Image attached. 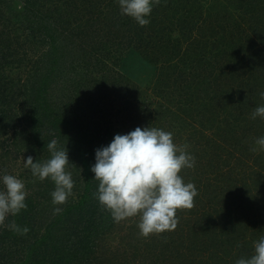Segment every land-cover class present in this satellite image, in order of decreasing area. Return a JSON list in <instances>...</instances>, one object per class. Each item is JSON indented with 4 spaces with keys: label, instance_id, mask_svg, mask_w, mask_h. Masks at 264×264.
<instances>
[{
    "label": "rangeland",
    "instance_id": "1",
    "mask_svg": "<svg viewBox=\"0 0 264 264\" xmlns=\"http://www.w3.org/2000/svg\"><path fill=\"white\" fill-rule=\"evenodd\" d=\"M2 1L5 29L18 36L15 40L2 32L3 50L9 38L8 48L20 66L16 62L1 72L10 73L18 85L31 68H39L45 74L42 86L47 96H41V87L39 98L57 112L62 108V113L69 112L64 101L74 103L69 108L74 107L81 124L75 139L85 149L87 164L83 169L68 155L66 170L74 181L68 202L80 195L81 176L96 181L90 167L103 135L112 140L137 126L171 131L174 143L187 145L195 166L179 174L185 183L195 184L197 195L192 208L176 210L175 229L147 237L139 234L138 216L114 222L99 205L95 220L102 224L91 226L92 241L84 240L83 221L77 225L80 230L71 228L69 235L60 229L51 239L49 231L58 221L53 209L69 203L53 205L51 196L40 197L37 211L42 204L46 209L33 219L36 234L31 232L27 246L20 247L17 243L10 247L11 236L1 235L0 264H29L27 256L44 246L52 253L65 237L79 247L93 244L91 264H201V259L202 264H216L215 258L219 264H234L237 258L252 255L253 242L264 236V203L258 200L260 194L264 198V149L254 143L264 136L259 131L264 120L251 117L245 94L254 91L255 104H264L259 95L264 91V0H154L150 23L143 27L120 14L117 0H41L36 15L52 21L56 41L65 43L64 63L49 60L54 54L50 40L26 35L30 29L21 28L24 22L16 24L25 17V3ZM232 34L244 47L239 53ZM130 35L134 40L127 42ZM88 36L101 44L98 59L86 68L75 49H84ZM230 43L234 48H228ZM230 51L236 58L229 57ZM216 78H223V87L211 83ZM18 161L20 165L21 157ZM3 169L15 176L19 172L18 165L17 171L2 164L0 173ZM94 187L96 183L85 189L88 203ZM0 225L9 224L5 219Z\"/></svg>",
    "mask_w": 264,
    "mask_h": 264
},
{
    "label": "clouds",
    "instance_id": "2",
    "mask_svg": "<svg viewBox=\"0 0 264 264\" xmlns=\"http://www.w3.org/2000/svg\"><path fill=\"white\" fill-rule=\"evenodd\" d=\"M122 16L132 18L139 26L150 23L154 0H117ZM259 95L264 98V91ZM253 119H264V104L257 105L251 113ZM264 149V136L254 141ZM50 157L45 161L23 159L24 169L40 180L50 179L54 190L50 193L53 205H61L72 194L74 181L69 164L68 150L58 147L57 139L47 143ZM255 150V149H254ZM195 166V157L187 151V145L174 143L173 133L154 126H137L126 134H115L110 143L95 150V163L90 171L98 181L93 193L114 222L138 216L139 234L173 230L177 226V209H190L194 205L197 188L192 182H184L179 174L184 168ZM26 186L17 176L0 173V223L8 216H15L27 208ZM61 208L55 207L54 213ZM12 230L27 233L14 222ZM234 264H264V236L253 242V253L239 257Z\"/></svg>",
    "mask_w": 264,
    "mask_h": 264
},
{
    "label": "trees",
    "instance_id": "3",
    "mask_svg": "<svg viewBox=\"0 0 264 264\" xmlns=\"http://www.w3.org/2000/svg\"><path fill=\"white\" fill-rule=\"evenodd\" d=\"M21 1L25 3L24 6L25 9L23 11L25 17L20 18L17 23L16 21H13L12 24L14 25L16 23L21 26V22L22 23L24 22L21 28L30 29V31L26 35L30 34V36H33L37 34V36L43 42H47L50 40L52 47L50 53H54V54L49 56V60H53L55 62L57 61L60 63L66 62L67 60L65 59L66 57L65 43H58V41H56L58 34H56L57 31L55 26L52 25V21L51 22L45 21L44 19H40L36 15L37 11H39L41 8V6L37 5V4L42 5L40 3L41 0H21ZM2 4H4V2L0 0V27L3 29L0 30V166L4 164L12 169L15 168L16 170V167L18 165L19 172L17 173V177H19V179H23V182L26 188L28 189L26 201H25L27 204V208L21 210V212L15 216H11V215L8 216L6 218V221L7 224H10V218H13L15 220L14 223L17 226H19L20 229L27 227L29 231L27 233H23L22 231L12 230L8 226L2 227V225H0V230H1L0 236L1 235L11 236L12 241L11 244L8 245L11 247V245L14 246V244L17 243V245L20 247V246H27L28 237H30L29 234L31 232H33L32 234H36L35 224L33 219L37 214L43 215L42 211L46 209V204L44 205L42 204L43 207L37 211V207L40 201L39 198L45 197V200H49L51 196L50 193L52 192L54 186V183L50 179L40 180L36 178L33 180L32 179L33 176L31 175L30 171L24 169L22 158H26L27 156L31 155L34 161L36 159L41 162L45 161L50 157V153L47 149V143L51 139L55 138L58 141V147L67 148L68 155L70 156V159L72 158L74 160L75 165L77 162L79 165H83L82 168L84 169V166L87 163L84 164L85 161L83 159L84 157L83 155H85V149L82 143H79L75 139L78 136L77 127H80L81 124L80 122L77 121V116L74 107L73 109L69 108V106H72L74 103H70L69 101L67 102L64 101L65 110H68L69 111L68 113L67 112L62 113L61 112L62 108L59 109L61 113L53 110V108H49L48 100L46 103H44V100L39 98L40 95L39 94L37 95L38 91L40 90L39 88L42 87L41 93L43 94H41V96L47 97L45 95L46 92L45 85L42 86V82H43L42 79L45 74H43V72L40 71L39 68L36 67L31 68L30 69L31 71L29 72L30 75L27 76L26 81H23L18 85H17L18 82L16 83V81L12 78V75L10 73L5 74L4 72H1V70H4L7 66L8 68H11L10 65L11 64L14 65V63L16 62H17L16 65L20 66V63L18 62L19 58L8 48L9 45L11 44L9 38L7 39V43H6L7 46L6 51L3 50V48H5V35H10V32L9 29H5L7 25L6 24L7 17H5L4 15L3 7H1ZM240 7L242 8L243 6L241 5ZM4 31L7 34L2 35L1 33ZM134 32H136V28H134ZM132 36L133 35H130L128 37L127 42H130L129 40H134ZM17 37L18 36L16 35L15 37L12 38L16 40ZM92 37L91 36L87 37L86 46L84 49L81 50L77 48H76L77 50L75 49V51L78 54H80V56L77 55V57L80 58V60H83L82 62L85 66H87L86 68H88L90 61L93 59L97 60L99 57L98 55L100 54L99 44H101V42L94 41ZM230 37L233 41V44L236 43L235 46L238 48L237 53H239V51L244 50V47L240 42L239 43L238 41L234 42V39H237L234 36V34H232ZM233 44L230 43L228 45V48H232V46L234 48ZM135 45H137V40L135 41ZM261 53L263 54V52ZM225 54H227V52L222 51V55L224 56ZM69 56L72 59L76 57L75 55H71V54ZM230 56L235 57L234 51H230L229 57ZM99 65L102 64L100 63ZM232 65L236 66V63H232ZM19 66L17 67L19 68ZM222 80L223 78L220 79L216 78L213 79L211 83L217 84L219 87H223L221 84ZM240 84L242 85V83ZM259 84H261V82ZM253 96H255L254 91H250L249 96L248 93L245 94L246 99L249 98L248 99L249 104H246V106L250 109L252 108L250 115L257 106V104H255L257 103L256 102L257 100L254 99ZM61 115L62 118L60 117ZM263 120L264 119H262L261 121ZM259 131L264 135V123L259 127ZM83 135H85V133H83ZM109 137H110L109 134L103 135V138H101L103 142L102 146H106L110 143L111 140ZM20 157L22 163H20L19 165L18 160ZM93 162L95 163V161ZM83 169L81 170V173L83 172ZM2 172L7 173V170L3 169ZM81 177H82L81 193L79 191L78 193H80V195L77 194L78 197L76 199L72 198L73 199L72 202H68L67 200L69 204L64 205V207L61 208L62 211L60 213H56L58 217V221L55 223L54 226H51L52 228L49 231L51 232V236H50L51 239H53L52 236L54 235V233L56 231H59L60 229H64L65 234L67 233L69 235H71L70 232L71 228L80 230V227L77 225L80 224L79 221H83L82 223H84L85 225L83 226L82 230L85 231V229H87V233L85 235L84 240L92 241L89 240L90 236H88L92 233L93 230L91 229V226L99 227L102 224V222L100 224L97 222L98 220H95L97 219L95 217L97 216L96 209L100 207L99 202L94 197L91 200V202L88 203L87 201L90 200L86 199L88 198V196L87 193H85V189H87L86 188L87 186L89 187V185L96 183V187H97L98 181H94V183H92L93 181L87 182L86 178H84L83 176ZM93 189L96 190L97 188L94 187ZM91 195H93V193H90V196ZM260 195H262V199L258 198V200L261 203L262 202L264 203L263 194ZM83 199H85V202L87 203L84 202L83 206L81 207ZM85 205H87V207H85ZM66 209L67 211H65ZM101 216L99 217L100 219L103 218ZM59 237L62 238L61 236ZM58 243L60 247H58L56 250L50 249L53 251L52 253H48L49 251L47 250L48 247L44 246V249L39 253L36 252L34 256L32 257L27 256L28 263L29 264H91L92 262L91 251L93 248V244L86 245L87 243H85L84 241V244L86 246L79 247L76 246L73 241H69L66 237L62 241H59ZM200 261L202 264L203 260L201 259ZM215 262L216 264H219V262L216 261V258H215ZM212 264H214V262Z\"/></svg>",
    "mask_w": 264,
    "mask_h": 264
}]
</instances>
